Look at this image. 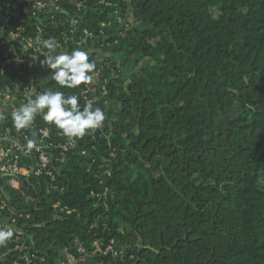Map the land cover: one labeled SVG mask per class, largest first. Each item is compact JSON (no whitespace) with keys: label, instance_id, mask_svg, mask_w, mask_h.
Returning a JSON list of instances; mask_svg holds the SVG:
<instances>
[{"label":"trees","instance_id":"16d2710c","mask_svg":"<svg viewBox=\"0 0 264 264\" xmlns=\"http://www.w3.org/2000/svg\"><path fill=\"white\" fill-rule=\"evenodd\" d=\"M112 1L132 14L131 30L107 28L102 52L80 48L96 69L113 54L104 78H117L94 104L106 120L77 138L59 177L60 198L80 217L56 219L46 199H26L37 242L53 253L77 239L91 253L114 241L124 249L117 264H264V0ZM61 5L60 20L71 15L96 35L113 12ZM51 74L40 76L47 88H84H61ZM104 188L116 194L108 210L89 198Z\"/></svg>","mask_w":264,"mask_h":264},{"label":"built area","instance_id":"2783aa9c","mask_svg":"<svg viewBox=\"0 0 264 264\" xmlns=\"http://www.w3.org/2000/svg\"><path fill=\"white\" fill-rule=\"evenodd\" d=\"M91 2L94 8L113 10L109 14L110 21L100 26L97 35L87 29L80 31L81 21H71V15L66 20L57 17L62 11V0L0 1V112L6 117L0 120V228L11 226L14 229L13 238L5 246H0V264H91L96 255L102 258L110 256L112 261L107 264H117L122 256L114 241L106 247L99 242L94 243L91 253L77 239L53 253L39 245L34 232L40 227L34 222L38 214L32 211L33 205L25 204L26 199L32 203L39 198L46 199L56 219H69L74 215L80 217L60 198L66 187L59 182V177L69 166L77 138L56 140L52 124L44 122L40 116H37L33 127L20 131L13 126L11 119V112L26 103L28 97L35 98L45 87H49L42 86L45 81L40 78L51 70L41 64L49 54L43 46L44 40L54 38L60 45L58 52L70 53L71 48L84 47L90 52H102L110 46L107 44V28L112 29L114 25L119 31L131 30L134 21L127 19L128 15L121 16L119 5L112 0H69V4L79 12ZM99 61L100 69L91 73L92 83L84 85L77 95L85 103L90 101L95 104L98 96L106 97L110 78H117L113 70L109 77L104 78L105 68L109 69L110 64L105 58L99 57ZM39 122L44 126H39ZM28 139L35 140L39 150L33 148L28 151ZM81 154L85 156L86 152L81 151ZM46 195L51 197L46 198ZM112 197L113 192L107 188L101 192L92 191L89 195L105 209ZM39 206L36 205L35 210ZM40 209L44 210V207ZM96 220H103V217L98 215Z\"/></svg>","mask_w":264,"mask_h":264},{"label":"clouds","instance_id":"9594fccd","mask_svg":"<svg viewBox=\"0 0 264 264\" xmlns=\"http://www.w3.org/2000/svg\"><path fill=\"white\" fill-rule=\"evenodd\" d=\"M43 46L48 49L49 54L41 64L52 70L51 80L61 88L75 89L92 83L91 73L96 69V62L89 60L86 50L76 48L70 53L58 52L60 45L54 38L44 40ZM37 116L60 129L70 140L83 138L89 132L102 128L106 120L105 112L92 102H86L82 106L79 96L66 95L63 91L47 87L35 98L28 97L26 103L11 112L13 126L17 131L33 127ZM5 118V114L0 112V120ZM26 147L28 151L33 148L39 150L33 139L27 140ZM13 236L14 229L11 226L0 228V246H5Z\"/></svg>","mask_w":264,"mask_h":264},{"label":"rangeland","instance_id":"374dc122","mask_svg":"<svg viewBox=\"0 0 264 264\" xmlns=\"http://www.w3.org/2000/svg\"><path fill=\"white\" fill-rule=\"evenodd\" d=\"M99 10H100L101 12L103 11L102 8H100ZM128 16H129V18H127V19L133 20V17H132V14H131V13L128 14ZM133 21H134V20H133ZM112 56H113L112 53H103V54H101V58L112 57ZM151 65H152V63H151ZM115 197H116V194H115V192H113L112 201L115 200ZM108 209H109V205L107 204V209H106V210H108ZM121 251H122V256H121L120 259L123 258L124 249H121Z\"/></svg>","mask_w":264,"mask_h":264},{"label":"water","instance_id":"95a60500","mask_svg":"<svg viewBox=\"0 0 264 264\" xmlns=\"http://www.w3.org/2000/svg\"><path fill=\"white\" fill-rule=\"evenodd\" d=\"M135 28L136 29H151V25L150 24H146L144 22H138L135 24ZM49 83H44L42 84V86L48 85Z\"/></svg>","mask_w":264,"mask_h":264},{"label":"crops","instance_id":"0c3cea01","mask_svg":"<svg viewBox=\"0 0 264 264\" xmlns=\"http://www.w3.org/2000/svg\"><path fill=\"white\" fill-rule=\"evenodd\" d=\"M0 1H4V0H0ZM26 8H30V6H26Z\"/></svg>","mask_w":264,"mask_h":264}]
</instances>
